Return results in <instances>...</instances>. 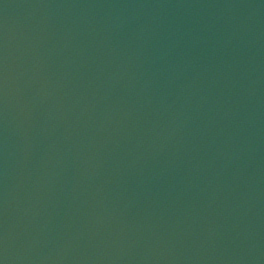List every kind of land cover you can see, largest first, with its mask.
Masks as SVG:
<instances>
[{
  "label": "water",
  "instance_id": "water-1",
  "mask_svg": "<svg viewBox=\"0 0 264 264\" xmlns=\"http://www.w3.org/2000/svg\"><path fill=\"white\" fill-rule=\"evenodd\" d=\"M0 264H264V0H0Z\"/></svg>",
  "mask_w": 264,
  "mask_h": 264
}]
</instances>
